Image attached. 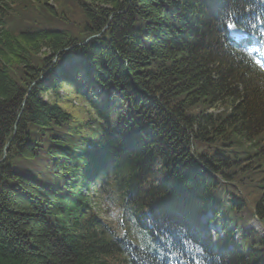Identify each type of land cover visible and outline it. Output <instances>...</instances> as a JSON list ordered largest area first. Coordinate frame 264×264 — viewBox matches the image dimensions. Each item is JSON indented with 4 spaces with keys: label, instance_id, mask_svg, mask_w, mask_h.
<instances>
[{
    "label": "trees",
    "instance_id": "trees-1",
    "mask_svg": "<svg viewBox=\"0 0 264 264\" xmlns=\"http://www.w3.org/2000/svg\"><path fill=\"white\" fill-rule=\"evenodd\" d=\"M228 24L255 47L232 44ZM263 53L264 0H0V264H162L126 215L164 203L190 219L230 180L264 218ZM61 88L88 120L43 97ZM145 170L165 194L129 193ZM112 194L122 240L95 212ZM160 249L199 264L193 248Z\"/></svg>",
    "mask_w": 264,
    "mask_h": 264
},
{
    "label": "rangeland",
    "instance_id": "rangeland-1",
    "mask_svg": "<svg viewBox=\"0 0 264 264\" xmlns=\"http://www.w3.org/2000/svg\"><path fill=\"white\" fill-rule=\"evenodd\" d=\"M56 71H58V69ZM63 90H64V92H63ZM43 97L45 99H49L50 98L51 100H57V99H59L60 105L66 111L70 112L75 118L81 120V122L86 121V120L89 119V117H91V112H89V110L87 112V108H86L85 105H83V103L81 102V100L75 98V95L71 91H65V88L59 89V96H58V98H56L55 96H50L47 92L43 94ZM208 112H211V110H208ZM8 144L9 143H5L4 153L2 155V159H5V156H6V153H7ZM187 150H189V148H187ZM199 150L200 149H197V151H199ZM37 163H39V162H33V163H31V165L28 166V168H32L34 171H39L40 169H39ZM21 168H23V167H21ZM40 175H43V174H40ZM246 189L247 190L249 189V185L248 184L246 186ZM213 190H214L213 191L214 194H216V195H217V193L220 192V189H219V191H217V188H214ZM248 191L250 192V190H248ZM222 197L225 200L228 199V198L226 199V196L223 193H222ZM227 201H229V200H227ZM207 219L209 221H211L210 220L211 219V215L210 214H208ZM246 226H247V229H252L255 232H257L259 235H261L262 237H264V230L262 229V227L260 226V224L256 221V219L251 220L249 222V224L246 225ZM210 229H211L212 233L213 232L215 233V228L214 227L213 228H210Z\"/></svg>",
    "mask_w": 264,
    "mask_h": 264
},
{
    "label": "snow or ice",
    "instance_id": "snow-or-ice-1",
    "mask_svg": "<svg viewBox=\"0 0 264 264\" xmlns=\"http://www.w3.org/2000/svg\"><path fill=\"white\" fill-rule=\"evenodd\" d=\"M229 27H231V25H229Z\"/></svg>",
    "mask_w": 264,
    "mask_h": 264
},
{
    "label": "bare ground",
    "instance_id": "bare-ground-1",
    "mask_svg": "<svg viewBox=\"0 0 264 264\" xmlns=\"http://www.w3.org/2000/svg\"><path fill=\"white\" fill-rule=\"evenodd\" d=\"M245 228H247V227H245Z\"/></svg>",
    "mask_w": 264,
    "mask_h": 264
}]
</instances>
